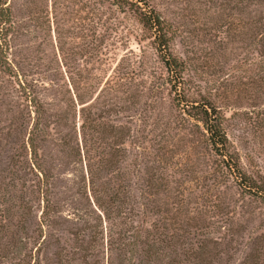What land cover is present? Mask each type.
Here are the masks:
<instances>
[{
    "label": "rangeland",
    "instance_id": "rangeland-1",
    "mask_svg": "<svg viewBox=\"0 0 264 264\" xmlns=\"http://www.w3.org/2000/svg\"><path fill=\"white\" fill-rule=\"evenodd\" d=\"M0 7V264H264V0Z\"/></svg>",
    "mask_w": 264,
    "mask_h": 264
},
{
    "label": "trees",
    "instance_id": "trees-1",
    "mask_svg": "<svg viewBox=\"0 0 264 264\" xmlns=\"http://www.w3.org/2000/svg\"><path fill=\"white\" fill-rule=\"evenodd\" d=\"M0 10L3 9L0 7ZM143 22L145 25L156 27L157 29H161L164 25V21L160 18L156 13H152V16H145L143 18ZM159 29V30H160ZM165 33L163 32L159 37V47L168 48V43L165 37ZM172 62L173 59H171ZM166 66L168 71L170 72L172 69V65L170 64V60L166 61ZM175 68V66H174ZM181 72V70H178ZM191 110L194 111L192 117L198 120V122L202 125V128L207 132L209 143L213 147L214 151L218 153L221 157H228L230 160V154L228 153V139L223 130L221 117L219 114L212 109L211 107H205V105L192 106ZM233 166L236 171H238V166L236 162L233 160Z\"/></svg>",
    "mask_w": 264,
    "mask_h": 264
}]
</instances>
